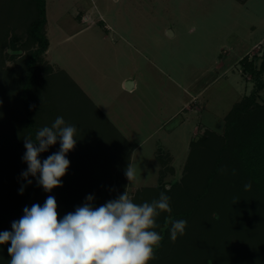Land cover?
Returning a JSON list of instances; mask_svg holds the SVG:
<instances>
[{"label":"rangeland","instance_id":"obj_1","mask_svg":"<svg viewBox=\"0 0 264 264\" xmlns=\"http://www.w3.org/2000/svg\"><path fill=\"white\" fill-rule=\"evenodd\" d=\"M10 2L0 0V137L14 133L15 112L24 113L21 84L11 90L4 82L24 78L28 50L3 44V37L14 27L22 31L29 15L22 1ZM46 2L50 46L42 64L43 70L49 63L54 69L56 112L51 122L62 116L77 128L76 146L67 153L70 166L62 177L74 187L73 205H83L88 195L112 193V179L117 173L123 176L129 165L135 169L125 188L130 198L138 189L157 186L162 167L158 152L172 156L175 171L165 178L171 188L185 173L190 141L206 129L222 133L226 114L255 87L242 59L254 56L258 65L263 62L264 0ZM62 70L87 94L69 84ZM125 76L137 81L135 89L126 88ZM11 97L19 98L16 105L8 101ZM1 147L0 161L16 154ZM51 147V154L57 152ZM23 156L21 152L18 166L25 164ZM8 170L15 171L11 166ZM30 190L28 208L39 197L41 206L48 196L56 199L53 192L39 189L41 196ZM7 192L9 199L12 193ZM92 203L104 204L96 198ZM57 205L62 219V204Z\"/></svg>","mask_w":264,"mask_h":264},{"label":"trees","instance_id":"obj_2","mask_svg":"<svg viewBox=\"0 0 264 264\" xmlns=\"http://www.w3.org/2000/svg\"><path fill=\"white\" fill-rule=\"evenodd\" d=\"M18 1L20 4L23 2L29 17L24 26L19 27L22 31L19 32L17 27L7 31L3 44L8 43L15 49L23 46L28 50L24 57L25 75L20 79L7 78L9 81L4 83L11 90H16V86L21 84L17 87L21 91L19 98L23 100L24 113L16 116L15 112L13 126L16 130L14 133L9 130L0 137L2 150L16 151V154L10 156L4 154L7 156L6 160L0 161V232L12 231V222L23 216L24 207L29 205L30 189L44 191L37 185L36 177L27 178L32 181L31 184L22 177L21 173L27 170V164L23 162V166H18V159L21 152H26L25 137H31L35 141L36 132L42 127H50L51 118L56 112L53 103L56 92L52 90L51 78L54 69L49 63L50 66L43 70L42 64L44 54L50 46L46 32L47 2ZM24 30L28 34L26 40H23ZM261 58V65H258V59L254 56L252 59H242L244 70L252 74L255 87L226 114L223 132L206 129L190 141L185 173L166 192L170 197L172 218L187 221L185 233L178 235L173 242L170 239L171 225L165 227V219L169 213L161 212L157 217L160 227L154 230L160 234L163 231L166 233L160 246L155 249V259L149 264H264V52ZM62 71L70 80L69 84L77 86L70 75L65 70ZM13 97L8 101L16 105L19 98L12 100ZM124 142L127 145L129 143L127 139ZM52 148L58 151L59 141ZM49 155L50 148L41 153L39 158L43 161ZM157 156L162 165L159 184L138 189L132 198L137 204L157 199L165 191L166 175L175 171L174 165L170 163L171 154L158 152ZM9 166L15 169L14 173L9 171L11 168L8 170ZM127 181L125 172L123 176L117 173L110 185L111 188L115 184L112 193L109 189L105 193H98L94 199L104 204L116 199L125 192ZM249 182L251 189L246 191L244 185ZM15 187L16 191L13 189ZM21 187L24 188L23 194L20 193ZM6 190L12 193L9 199V192L6 194ZM73 191L74 187L67 181H62L61 187L51 191L55 194L56 201L62 204V218L67 213L74 212L77 207L72 204L70 197V193L74 194ZM39 198L36 201L38 204L43 201V197ZM10 246V242L0 245V264H9Z\"/></svg>","mask_w":264,"mask_h":264},{"label":"clouds","instance_id":"obj_3","mask_svg":"<svg viewBox=\"0 0 264 264\" xmlns=\"http://www.w3.org/2000/svg\"><path fill=\"white\" fill-rule=\"evenodd\" d=\"M77 128L58 116L52 125L40 128L35 135L25 137L26 152L22 157L27 170L21 173L28 180L36 177L38 186L51 192L62 186V177L67 173L70 161L67 153L77 143ZM59 141L60 148L41 161L40 154ZM223 171V169H222ZM235 174V169L232 170ZM131 180L135 169L129 165L125 171ZM251 189V183L244 185ZM165 191L151 202L137 204L125 191L116 199L94 207V196L88 195L85 203L74 212L59 218L57 202L48 196L41 206L33 204L23 209V216L13 221L12 231L0 232V245L10 242L9 264H149L155 259V249L160 246L163 236L154 229L160 227L157 217L161 212L169 215L165 227H170V239L185 233L186 220L172 218L170 197ZM21 187L20 193L23 194Z\"/></svg>","mask_w":264,"mask_h":264},{"label":"crops","instance_id":"obj_4","mask_svg":"<svg viewBox=\"0 0 264 264\" xmlns=\"http://www.w3.org/2000/svg\"><path fill=\"white\" fill-rule=\"evenodd\" d=\"M71 77V76H70ZM72 78V77H71ZM73 79V78H72ZM74 80V82L77 84V86L78 87H80L81 89H82V87L80 86V84L78 83V82H76V80L75 79H73ZM123 80H125V85H127V84H129L128 82L129 81H132V84L130 85V87L131 88H129V90H133V89H135V87H136V80L135 79H132V78H130V77H127V76H125V77H123ZM123 80H122V82H123ZM83 90V89H82ZM84 91V90H83ZM84 93H86L85 91H84ZM87 94V93H86ZM107 119H109V121L114 125V127L115 128H119V126H117L115 123H114V121L112 120V119H110V118H107Z\"/></svg>","mask_w":264,"mask_h":264},{"label":"water","instance_id":"obj_5","mask_svg":"<svg viewBox=\"0 0 264 264\" xmlns=\"http://www.w3.org/2000/svg\"><path fill=\"white\" fill-rule=\"evenodd\" d=\"M128 83H129V84H127V85H125V86H126V88L129 89V88H131L130 85L132 84V81H129Z\"/></svg>","mask_w":264,"mask_h":264}]
</instances>
